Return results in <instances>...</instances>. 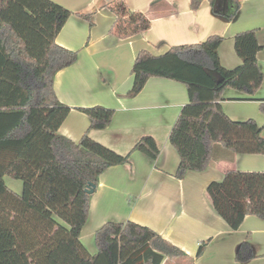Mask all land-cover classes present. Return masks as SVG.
Segmentation results:
<instances>
[{
	"label": "trees",
	"instance_id": "obj_1",
	"mask_svg": "<svg viewBox=\"0 0 264 264\" xmlns=\"http://www.w3.org/2000/svg\"><path fill=\"white\" fill-rule=\"evenodd\" d=\"M203 0H192L198 8ZM215 8L218 0H209ZM235 11L228 16L232 19ZM109 8L116 19L111 32L129 38L148 30L151 20L132 10L124 0ZM74 14L53 0H0V264H163L186 253L149 226L135 221H108L95 232L97 252L81 240L90 213L92 193L109 167L130 162L138 150L156 160L161 149L151 135L142 136L127 154L94 140L91 129L112 123L115 109L102 105L78 107L90 117L79 141L59 132L72 110L54 88L58 71L74 64L79 52L57 43L56 38ZM92 25V14L77 13ZM221 35L199 43L171 46L155 55L138 52L132 67L136 96L150 77H165L186 85V103L170 132L169 140L180 156L175 174L205 170L221 147L236 154H264L263 125L254 119H231L222 107L224 92L233 88L248 97L264 80L257 54L263 48L256 29L234 37L242 64L222 65ZM9 175L23 181L21 193L10 188ZM207 193L216 212L234 230L247 215L264 219V171L230 170L221 181H212ZM207 242H201V256ZM257 257L249 240L236 251L238 262ZM196 264V263H192Z\"/></svg>",
	"mask_w": 264,
	"mask_h": 264
},
{
	"label": "crops",
	"instance_id": "obj_2",
	"mask_svg": "<svg viewBox=\"0 0 264 264\" xmlns=\"http://www.w3.org/2000/svg\"><path fill=\"white\" fill-rule=\"evenodd\" d=\"M53 1L74 12L57 43L79 52L78 60L55 76L59 100L72 107L59 132L79 141L91 120L78 107L102 105L115 109V115L106 128L89 131L94 140L127 154L142 136L151 135L161 149L156 160L135 150L130 162L111 166L101 174L81 232L88 250L97 252L95 232L104 223L131 220L151 227L186 253L177 259L166 258L163 264H264V219L247 215L234 230L216 212L207 193L208 185L223 180L230 170L264 171V154H236L218 147L217 157L205 170H189L178 178L180 156L169 135L189 102L186 85L150 77L136 96H127L139 51L160 55L171 46L199 43L215 34L224 37L219 47L221 63L232 69L242 64L235 35L256 29L263 45L258 64L264 73V0H238L240 7L232 19L227 15L235 11L233 0H218L215 8L203 0L196 9L192 0H124L130 9L142 11L151 20L148 30L129 38L111 32L116 16L108 5L113 0ZM77 13L92 14L93 24ZM224 97L222 107L231 119L256 120L263 125L264 136V80L251 97L233 88H227ZM244 240L252 243L257 257L238 262L236 251ZM203 241L207 245L198 256Z\"/></svg>",
	"mask_w": 264,
	"mask_h": 264
},
{
	"label": "rangeland",
	"instance_id": "obj_3",
	"mask_svg": "<svg viewBox=\"0 0 264 264\" xmlns=\"http://www.w3.org/2000/svg\"><path fill=\"white\" fill-rule=\"evenodd\" d=\"M5 180H7V185L12 188L14 191L21 193L23 190V181L20 179H15L9 175L5 176ZM14 183H19V186H16Z\"/></svg>",
	"mask_w": 264,
	"mask_h": 264
},
{
	"label": "water",
	"instance_id": "obj_4",
	"mask_svg": "<svg viewBox=\"0 0 264 264\" xmlns=\"http://www.w3.org/2000/svg\"><path fill=\"white\" fill-rule=\"evenodd\" d=\"M86 191L89 192V193H93V192H94V188H92V187H87V188H86Z\"/></svg>",
	"mask_w": 264,
	"mask_h": 264
}]
</instances>
